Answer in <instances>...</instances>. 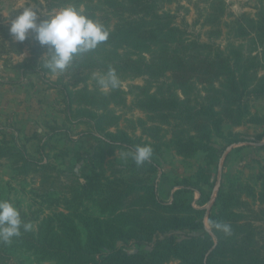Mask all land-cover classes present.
I'll use <instances>...</instances> for the list:
<instances>
[{
    "label": "trees",
    "instance_id": "trees-1",
    "mask_svg": "<svg viewBox=\"0 0 264 264\" xmlns=\"http://www.w3.org/2000/svg\"><path fill=\"white\" fill-rule=\"evenodd\" d=\"M34 1L48 12L69 4L83 8L110 30L108 41L78 56L67 70L71 85L110 67L118 76L154 80L157 91L151 93L146 86H138L134 105L150 114L154 123L171 127L170 147L178 156L190 159L203 151L205 158L196 172L177 183L172 201L165 202L153 182L160 169L155 156L160 152L157 140L161 127L142 123L143 132L148 131L154 143L122 129L107 131L95 145L77 154L90 165L76 177V186L69 188L71 200L65 197L63 205L40 220L21 211L25 222L39 220V224L11 244L0 243V264H15L11 251L31 252L54 264H167L172 260L179 264H264V168L258 177L259 189L239 174L225 188L219 185L210 210L204 205L211 195L205 197L202 187H215V170L227 149L251 142L226 140L223 124L238 127L250 121L249 101L264 97V7L254 15L235 16L227 11L226 0L209 3L212 12L197 20L203 18L202 25L208 27L210 40L202 42L176 22V15L163 10L174 0H99L103 9L90 4L93 0ZM9 29L0 26L1 34L10 37L13 52H21L27 45L33 55L30 60L41 61L47 48L37 41L31 45L30 36L22 43L13 41ZM224 34L227 43L223 47L213 40ZM41 71L51 74L42 61ZM66 93L69 110L76 104L102 111L78 112L98 131L117 125V116L108 112L111 104H126L121 87L107 92L66 89ZM137 145L153 149L152 158L143 165L137 166L129 154L126 173H119L107 161L117 150L130 153ZM0 157L18 161L20 165L14 169L34 170L45 183L61 188V172L30 155L25 144L11 145L3 139ZM189 193L199 194L197 207ZM249 199L259 205H252ZM85 200H91L100 215L83 209ZM217 222L229 224L231 235L211 227ZM128 243L144 248L129 253L123 248Z\"/></svg>",
    "mask_w": 264,
    "mask_h": 264
},
{
    "label": "rangeland",
    "instance_id": "rangeland-1",
    "mask_svg": "<svg viewBox=\"0 0 264 264\" xmlns=\"http://www.w3.org/2000/svg\"><path fill=\"white\" fill-rule=\"evenodd\" d=\"M39 1L43 4L45 2V0ZM214 1L174 0L172 3L166 4L163 10L176 15V22L179 25L193 33V36H198L197 38L202 42H207L210 40L207 35L208 27L202 25L203 18L199 22L197 20L200 16L205 17L212 12L209 3ZM226 2L227 11L235 16H240L243 13L254 15L260 7H264V0H226ZM90 4L97 6L98 9L105 8L102 3H99V0H93ZM24 6L34 7L41 15H49L58 10L48 12L37 5L34 0H0V26L10 27L13 13ZM43 18L45 17L42 16L41 19ZM224 31L226 32V30ZM29 36L32 45L36 40L32 34ZM9 38V36L4 37L0 32V107H5L4 103L9 105V108H5L0 113V144L4 139L11 145L25 144L30 152L39 151L41 160L53 164L56 171L61 172V188H55L53 185L45 183L41 175L35 173L34 170L27 172L21 168L19 171L14 169L20 165L18 161L0 157V199L12 201L20 211L33 215V219H42L45 214L56 209L57 205H63L65 197L69 200L73 198V193L69 188L76 186L78 181L76 177H80L90 165L88 160L80 159L77 154L84 153L90 145H95L107 131L116 132L117 129H122L132 137H141L144 141L154 143L155 141L149 136L151 134L148 131L143 132L142 123L147 126L161 127L157 140L160 152L155 156L160 169L154 174L153 182L163 201L171 202L172 194L177 190L175 187L177 183L182 178L196 172L199 166L204 163L205 153L203 151L197 152L190 159L178 156L170 147L171 127L154 123L150 114L134 105L135 96L139 92L138 86H146L151 93L157 91L158 83L154 80L144 76H118L121 82L120 87L126 92V104L122 106L111 104L108 112L117 116V125L106 131H98L92 127L88 119L80 118L78 112L91 109L94 114H102V111L89 106L78 107L76 104L72 106V110H69V98L66 93V89L68 91L76 89L92 91L95 88L100 90L94 79V74L89 80L77 85L70 84L71 76L67 71L57 76L45 74L41 71L40 59L30 60L33 55L29 46L25 45L21 52H13ZM11 38L16 41L13 36ZM213 41L223 47L227 43L225 34ZM165 80L171 82L170 79L165 78ZM178 93H180L179 90ZM249 110L250 121L241 125V130L238 129L239 126L234 127L228 122L223 124L226 140L243 138L251 142L245 143V146L237 152H230L229 148L220 156L218 171L215 170L214 175L215 187L202 186L206 194L205 197L211 195V200L204 205L207 210L213 207L219 185H223L225 188L230 182L237 179L234 175L239 174L238 170L243 172L244 177L251 179L257 189L260 187L258 177L264 168V149L259 148L264 144V97L252 98L249 101ZM88 133H93V136ZM215 139L217 142L223 143V139L217 137ZM128 156L127 151L117 150L113 156L107 158V161L110 160L119 173H126L129 167ZM46 193L50 198L45 199ZM188 196L193 197L194 205L197 207L199 204L196 201L199 194L189 193ZM249 202L252 205H259L252 199H249ZM82 207L90 213L100 215L91 200H85ZM39 220L33 222V230L37 229ZM206 225L210 228L208 219H206ZM82 234L85 240L84 230H82ZM123 248L129 253H135L144 247L128 243L123 245ZM11 252L15 264H54L53 261H41L39 256L31 252ZM167 264H179V261L172 260Z\"/></svg>",
    "mask_w": 264,
    "mask_h": 264
},
{
    "label": "clouds",
    "instance_id": "clouds-1",
    "mask_svg": "<svg viewBox=\"0 0 264 264\" xmlns=\"http://www.w3.org/2000/svg\"><path fill=\"white\" fill-rule=\"evenodd\" d=\"M14 16V18H12ZM10 21V34L18 42H24L32 34L47 52L42 56L43 67L53 76L65 73L71 68L78 56H83L98 49L108 41L110 30L98 19L86 14L83 8L69 4L49 15H41L34 7L24 6L14 14ZM45 17L41 19V17ZM94 79L101 91L120 87V79L114 68L104 73H94ZM137 166L149 161L153 155L150 145H137L129 153ZM216 231L231 235L229 224L211 225ZM33 225L25 222L15 203L0 199V243L11 244L22 232L32 230Z\"/></svg>",
    "mask_w": 264,
    "mask_h": 264
},
{
    "label": "crops",
    "instance_id": "crops-1",
    "mask_svg": "<svg viewBox=\"0 0 264 264\" xmlns=\"http://www.w3.org/2000/svg\"><path fill=\"white\" fill-rule=\"evenodd\" d=\"M4 96H6V95H4ZM4 98H6V97H4ZM3 103H4V101H3ZM3 105H5V107H0V113H2L3 110H5V108H9V105H7L6 103H4ZM238 129H240V126H239ZM240 130H241V129H240ZM244 146H245L244 144H238V145L232 146L233 148L230 147V152H231V151H236V152H237V151L240 150V148H243ZM25 147H26V149H27V151H28V153H29L30 155H32L33 157H36V158H41V154H38V151H37V150H35L34 152H30V151L28 150L27 145H25ZM259 148H260V149H264V148H262V147H260V146H259ZM227 160H228V158H227ZM237 172H238L239 175L242 177V180H243V181L253 183L251 179L249 180L248 177H246V176L244 177L243 172H241L240 170H238ZM224 175H225V173H224Z\"/></svg>",
    "mask_w": 264,
    "mask_h": 264
}]
</instances>
